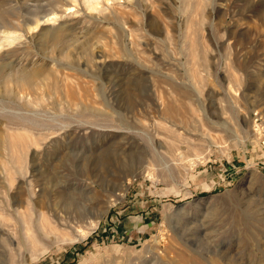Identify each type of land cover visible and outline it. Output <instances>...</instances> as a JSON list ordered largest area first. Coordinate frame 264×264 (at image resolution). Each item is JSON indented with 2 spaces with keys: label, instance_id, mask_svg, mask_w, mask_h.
<instances>
[{
  "label": "rangeland",
  "instance_id": "374dc122",
  "mask_svg": "<svg viewBox=\"0 0 264 264\" xmlns=\"http://www.w3.org/2000/svg\"><path fill=\"white\" fill-rule=\"evenodd\" d=\"M95 6L0 0V264H264V0Z\"/></svg>",
  "mask_w": 264,
  "mask_h": 264
},
{
  "label": "built area",
  "instance_id": "2783aa9c",
  "mask_svg": "<svg viewBox=\"0 0 264 264\" xmlns=\"http://www.w3.org/2000/svg\"><path fill=\"white\" fill-rule=\"evenodd\" d=\"M253 131L259 148L264 149V119L256 113L254 114Z\"/></svg>",
  "mask_w": 264,
  "mask_h": 264
},
{
  "label": "bare ground",
  "instance_id": "6f19581e",
  "mask_svg": "<svg viewBox=\"0 0 264 264\" xmlns=\"http://www.w3.org/2000/svg\"><path fill=\"white\" fill-rule=\"evenodd\" d=\"M87 3H88V5L91 7V8H93V9H95L96 8V6H95V4L97 3V0H85ZM59 17L57 16V15H51V16H48L45 20H43V22L42 23H54V22H56L57 21V19H58ZM37 27H39V24H36L35 25V28H37ZM4 41H6V43H11L14 39H16V37L15 36H12V35H7V36H4ZM3 41V42H4ZM5 43V44H6ZM0 44H1V42H0ZM0 47H2L1 45H0ZM260 116V115H259ZM261 117V116H260ZM262 118V117H261ZM263 119V118H262ZM254 138H256V137H254Z\"/></svg>",
  "mask_w": 264,
  "mask_h": 264
}]
</instances>
